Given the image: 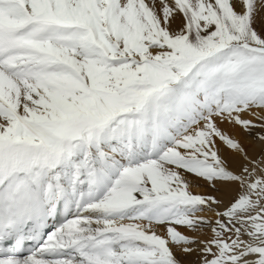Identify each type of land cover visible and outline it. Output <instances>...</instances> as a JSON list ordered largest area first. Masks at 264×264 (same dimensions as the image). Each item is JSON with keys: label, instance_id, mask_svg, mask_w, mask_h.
Masks as SVG:
<instances>
[{"label": "snow or ice", "instance_id": "obj_1", "mask_svg": "<svg viewBox=\"0 0 264 264\" xmlns=\"http://www.w3.org/2000/svg\"><path fill=\"white\" fill-rule=\"evenodd\" d=\"M0 264H264V0H0Z\"/></svg>", "mask_w": 264, "mask_h": 264}]
</instances>
